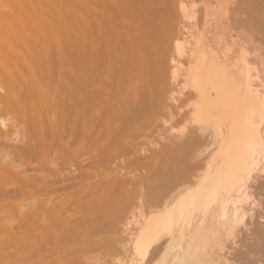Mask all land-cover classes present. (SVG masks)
<instances>
[{
	"label": "bare ground",
	"instance_id": "6f19581e",
	"mask_svg": "<svg viewBox=\"0 0 264 264\" xmlns=\"http://www.w3.org/2000/svg\"><path fill=\"white\" fill-rule=\"evenodd\" d=\"M3 1L0 264H87L136 201L115 264H264V0H232L213 42L191 32L193 0L170 1L185 33L167 0L171 33L160 0ZM160 50L184 110L140 149L164 108Z\"/></svg>",
	"mask_w": 264,
	"mask_h": 264
},
{
	"label": "rangeland",
	"instance_id": "374dc122",
	"mask_svg": "<svg viewBox=\"0 0 264 264\" xmlns=\"http://www.w3.org/2000/svg\"><path fill=\"white\" fill-rule=\"evenodd\" d=\"M3 0H0V4H1V2H2ZM161 1V3H163L162 2V0H160ZM160 1H158V4H159V2ZM163 1H165V0H163ZM171 0H167L166 2L168 3L169 2V4H170V7H174V6H172L174 3V1L173 2H170ZM232 0H193V9H194V11L196 10L197 11V13H198V10H199V13L198 14H196V11H195V16H196V18H195V16H194V20H195V23H194V20H189L190 22H191V24H193V25H198L199 23V25L200 26H196V29L194 28L195 26H192L191 27V29H193V30H191V32L193 33H195V31H196V33H197V27H200L201 29H204V30H208V31H212V33L213 34H215V35H212V36H210L209 35V33H205L204 35L206 36V41L207 40H210V41H212L213 39H222V38H224V39H226V38H228V36H229V34H233V32L232 31H230V29H229V27H228V23H229V21H228V19H227V15H228V9L230 8L229 6H231L230 5V2H231ZM8 3L9 1L8 0H4L3 1V5H4V3ZM10 2H12V1H10ZM9 2V3H10ZM166 2H165V4H164V6H163V4H159V5H161L162 7H165V5H166V9L167 8H169V5L167 6V4H166ZM195 2V3H194ZM8 3V4H9ZM173 3V4H172ZM197 3H199L200 5H198ZM8 4H7V6H8ZM204 4H207V6H208V14L206 15V22L204 21V13H203V9L202 8H204L203 7V5ZM10 5H12L11 3H10ZM33 5V4H32ZM39 6L37 3L35 4L34 3V5L30 8V9H32L33 11H31L30 9H28V10H30L31 12H34V11H36V13H37V11H38V13L40 12L39 10H41L39 7H37V6ZM2 6V5H1ZM5 6H6V4H5ZM6 6V7H7ZM28 8V7H30V6H25L24 8ZM160 7V6H159ZM162 7H160L159 9L161 10V8ZM198 7V8H197ZM172 8H169V10L170 9H172ZM157 10L158 12H163V11H160V10ZM163 9H165V8H163ZM162 9V10H163ZM174 9V8H173ZM173 9L172 10H170L171 11V15L172 16H174V17H176V19H177V21H174L175 20V18L173 17V19L172 20H170V18H172V16L169 14V10L167 9V12H163L164 13V15H166L165 13H167L168 15L167 16H164L163 15V13H162V17H160V13H156L157 15L156 16H159V18L157 19V21H158V24H160V25H162V26H160V28H163L162 29V31L164 30V28L169 32L170 30L169 29H171V27H169L170 26V24H166V26H165V23H167V21H168V23L171 21V23H173V25H174V28H173V25H171L172 26V28H173V31H174V33L176 32V33H179V31L180 32H182L183 30V32L182 33H185L186 32V30L185 29H182V27H180L181 25L180 24H178V20H179V18L177 17V14H174V13H176V11H175V9H174V11H173ZM202 11H201V10ZM4 10H5V8H4ZM22 11H23V9H22ZM22 11H19L20 12V14H21V16H23V12H25L26 10L24 9V11L22 12ZM156 11V12H157ZM174 12V13H173ZM202 12V15H203V17L201 16L200 17V13ZM23 13V14H22ZM35 13V12H34ZM58 13H60V12H58ZM155 13V12H154ZM174 15H173V14ZM40 14V13H39ZM200 14V15H199ZM56 15H57V13H56ZM63 15V14H62ZM62 15H61V17H60V14L59 15H57L56 17L54 16L53 18H51L50 20H51V22L52 23H55V24H57V25H61V23H62ZM150 16V15H149ZM148 16V17H149ZM199 16V17H198ZM64 17V16H63ZM151 17V16H150ZM166 17H169V18H166ZM3 18V17H2ZM162 18V19H161ZM198 18V20H197V23H196V19ZM201 18V20H199ZM166 19V20H165ZM170 20V21H169ZM183 20V19H182ZM181 20V21H182ZM208 20V21H207ZM187 20L186 19H184L183 20V22H185V23H187L186 22ZM200 21V22H199ZM201 21L205 24H201ZM165 22V23H164ZM177 22V23H176ZM182 22V24H184ZM199 22V23H198ZM176 23V24H175ZM210 23H212V24H210ZM156 24H157V22H156ZM210 25V26H209ZM212 25V26H211ZM158 27H159V25H157ZM156 26V28L158 29V27ZM165 26V27H164ZM191 26V25H190ZM204 26V27H203ZM169 27V28H168ZM176 28V29H175ZM154 29V28H153ZM181 29V30H180ZM166 30H164V31H166ZM176 30V31H175ZM159 31H161V29H159ZM161 31V32H162ZM170 33H171V31H170ZM188 35V34H187ZM212 37V38H211ZM203 42H205V39H204V36H203ZM232 39H227V41H231ZM201 41H202V39H201ZM213 42V41H212ZM167 46V45H166ZM162 47H165V45H163ZM169 46H167V47H165V48H168ZM163 49V48H160L161 50L163 49V50H166L167 51V49ZM170 49V48H169ZM168 49V52L170 53V51L171 50H169ZM161 50H160V55L159 56H161V59L159 58V61L161 62V65H162V67L160 68V71H161V74L160 75H164V73H167V74H165L166 76H164V79H163V83H165L166 84V86H165V84H163L164 85V89H163V86H162V89H163V91L164 90H166L165 91V95H163V101L161 102V106L160 107H164L163 108V110L161 109V111H159V113L156 115L157 117H154L151 121H150V123L152 122V124H148V125H150L149 126V128H147L146 129V126H145V128L143 127L142 128V130H144V131H142L141 133H142V135H138L137 137H139V139L137 140L136 138V140H137V142H136V140H134L135 142H133V143H135L136 145V147H137V145H139L140 146V144H141V146L139 147L140 149L141 148H143V149H146V144H147V148H149L150 146L152 147V144H151V142L152 143H154V142H157V143H159L158 141H160L165 135H164V133L165 134H167V127H169V123H176V122H178L177 120H179V119H177V118H179L180 117V115L181 114H178V113H180V112H182L183 110H184V108L183 109H181V106H183L182 105V103H181V101L183 102V99L184 98H186L185 97V95H187V93L185 92V91H187L186 89H185V87H184V85L183 84H185L184 82H185V79H184V82L182 81L183 80V77H184V73H182L183 72V70H178L177 68H169V67H167L168 65H169V62H168V56L170 55L168 52V56H166L167 54H166V51H162V53H161ZM164 54H166V55H163ZM165 57L166 56V58H164L163 59V57ZM166 60L167 61V64L165 63L166 61H163V60ZM162 60V61H161ZM162 62H164V63H162ZM166 66V67H165ZM164 67L165 68H167V69H164ZM174 69V70H177L176 72H179V74L176 76V77H173V74L171 75V73H173L174 72V70L172 71V70ZM165 70H166V72H165ZM162 71H163V74H162ZM170 73V74H169ZM182 75V76H181ZM167 79H166V78ZM171 78V79H170ZM175 78V79H174ZM170 81V82H169ZM173 81H175V83L173 82ZM181 82L183 83V84H181ZM168 83V84H167ZM169 88H168V87ZM184 87V88H183ZM166 88H168V90L166 89ZM171 88V89H170ZM183 88V90H180V89H182ZM187 88V87H186ZM185 90V91H184ZM184 91V92H183ZM172 92V93H171ZM181 92H183L182 94H181ZM169 93V94H168ZM184 93H185V95H184ZM172 95V96H171ZM184 95V96H183ZM170 98H172V100L170 99ZM185 101V100H184ZM176 102V103H175ZM164 103H165V105H164ZM184 103V102H183ZM179 104V105H178ZM173 106V107H176L177 105V107L176 108H171V106ZM169 107L171 108L170 110H169ZM173 109H174V112H172L173 111ZM181 109V110H180ZM180 110V111H179ZM179 111V112H178ZM177 114L176 115V117H173L174 116V114ZM170 115V116H169ZM9 117V116H8ZM170 117V118H169ZM170 119L172 122H170V121H168L167 123H163L162 121H163V119ZM177 120H176V119ZM166 119V120H167ZM160 122V123H159ZM157 124L159 125H161L162 126V128H158L159 126H157ZM173 125V124H172ZM160 126V127H161ZM152 127V128H151ZM164 129V130H163ZM162 131H163V133H162ZM143 132H144V134H143ZM155 132V133H154ZM149 133V134H148ZM148 134V135H147ZM146 135V136H145ZM156 135H157V137H156ZM154 138L157 140H155L154 141ZM153 139V140H152ZM159 139V140H158ZM161 142V141H160ZM137 143H139V144H137ZM144 145V146H143ZM150 147V148H151ZM136 149V148H135ZM141 202L140 201H136V202H133V203H131L129 206H127V207H124V208H122L121 209V211H120V214H121V219H119V223L117 222V224H115V227H116V229L115 230H113V231H111L112 232V235H111V232L109 233V235H111L110 237H104V239L106 238V240H103L102 242L100 241V240H98V241H100L101 243H100V246H99V242L98 243H96V245H94L95 247H93L92 246V248L90 247V250L88 249L87 251H91V252H89V253H86L87 251H85V258H86V261H87V259H89L88 261H87V264L90 262V260H91V258H93L92 260H91V262H90V264H93V262L95 263V264H115V262H116V260L114 259L115 258V256H120L121 255V257L122 256H126V255H128V254H126V252H127V250H129L128 249V246H129V244L127 243V240H128V238L130 237V233L131 232H133V226L134 225H132L133 224V221H134V219L136 218V215L139 213V209H142V207H141V204H140ZM107 238H111L112 239V242L109 244L108 243V245H111V247L109 248V246H105V241H106V243L108 242V241H110L109 239L107 240ZM114 238V239H113ZM103 239V238H102ZM98 245V246H97ZM107 245V244H106ZM120 245H123V246H121V248L122 249H120L119 247H120ZM126 245H127V248H126ZM124 246H125V248H124ZM104 247H106L105 249H104ZM95 248V250H93ZM98 250H97V249ZM103 248V249H102ZM124 249H127V250H125L124 251ZM93 250V251H92ZM123 250V251H122ZM122 251V252H121ZM128 253V252H127ZM89 255V256H87V255ZM124 254H126V255H124ZM88 258H87V257Z\"/></svg>",
	"mask_w": 264,
	"mask_h": 264
}]
</instances>
